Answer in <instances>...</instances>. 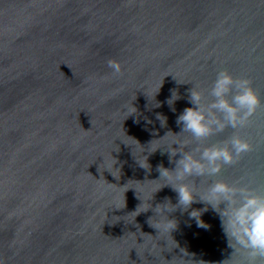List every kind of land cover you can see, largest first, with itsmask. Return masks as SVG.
Wrapping results in <instances>:
<instances>
[{"label":"water","instance_id":"1","mask_svg":"<svg viewBox=\"0 0 264 264\" xmlns=\"http://www.w3.org/2000/svg\"><path fill=\"white\" fill-rule=\"evenodd\" d=\"M221 70L264 101V0H0V260L235 264L219 215L202 212L207 228L190 218L203 203L168 213L171 234L149 223H163L157 204H177L158 170L179 159L167 151L196 147L177 124L189 90L210 101ZM234 134L251 151L190 178L197 194L213 180L264 194V103L200 146Z\"/></svg>","mask_w":264,"mask_h":264},{"label":"clouds","instance_id":"2","mask_svg":"<svg viewBox=\"0 0 264 264\" xmlns=\"http://www.w3.org/2000/svg\"><path fill=\"white\" fill-rule=\"evenodd\" d=\"M107 65L113 75L121 74L122 68L118 61L110 59ZM208 96L211 100L205 102L203 92L194 86L189 90V100L193 107L183 110L177 117V124L182 125L180 133H189L197 142L196 147L187 152L177 151L182 145L174 144L179 147L167 151L170 158H175L179 153V159L174 160V169L161 166L158 170L160 178L169 181L166 185L177 193V204L173 205L170 200L157 204L154 212L156 216L164 217L163 223L158 221L153 225L151 218L149 223L158 233L163 230L171 234L177 222L170 219L168 213L177 208L182 212L187 211L193 203H203L205 208L192 209L189 213L190 218L196 220L197 226L207 228L200 217L203 211L211 207L221 219L228 246L233 249L231 257L236 254L240 256L235 264H264V194L246 184L224 180H213L204 193L197 194L193 185L188 183L192 177L219 175L224 165H233L243 154L251 151L252 145L235 134L203 148L200 142L224 132L226 128L235 130L245 127L264 101L251 86L249 79L234 78L227 70L217 73ZM178 98L173 93L168 103L171 105ZM157 118L162 125L166 124L164 117L158 115ZM188 143L185 141L184 146ZM0 264L4 262L0 260Z\"/></svg>","mask_w":264,"mask_h":264}]
</instances>
